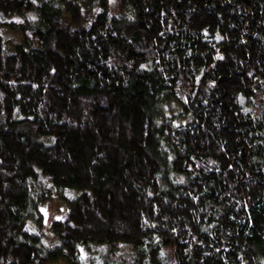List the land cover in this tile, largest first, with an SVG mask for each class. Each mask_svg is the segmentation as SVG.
I'll list each match as a JSON object with an SVG mask.
<instances>
[{
	"label": "trees",
	"instance_id": "obj_1",
	"mask_svg": "<svg viewBox=\"0 0 264 264\" xmlns=\"http://www.w3.org/2000/svg\"><path fill=\"white\" fill-rule=\"evenodd\" d=\"M56 261L264 264V0H0V264Z\"/></svg>",
	"mask_w": 264,
	"mask_h": 264
},
{
	"label": "rangeland",
	"instance_id": "obj_2",
	"mask_svg": "<svg viewBox=\"0 0 264 264\" xmlns=\"http://www.w3.org/2000/svg\"><path fill=\"white\" fill-rule=\"evenodd\" d=\"M60 202L55 201L50 204L46 205V208L44 207L42 210V214L44 217L43 225L39 228H37V223H31V231H36L38 234L41 235L42 240L47 247H52L54 245L59 244V239L53 234L52 232V225L54 221L62 219L66 214V204L63 203L60 207ZM65 204V205H64ZM49 264H67L64 261H56L51 262Z\"/></svg>",
	"mask_w": 264,
	"mask_h": 264
}]
</instances>
